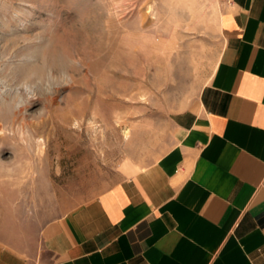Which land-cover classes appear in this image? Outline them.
<instances>
[{"label": "rangeland", "instance_id": "obj_1", "mask_svg": "<svg viewBox=\"0 0 264 264\" xmlns=\"http://www.w3.org/2000/svg\"><path fill=\"white\" fill-rule=\"evenodd\" d=\"M227 1L0 0L3 241L166 148L169 111L212 69Z\"/></svg>", "mask_w": 264, "mask_h": 264}, {"label": "crops", "instance_id": "obj_2", "mask_svg": "<svg viewBox=\"0 0 264 264\" xmlns=\"http://www.w3.org/2000/svg\"><path fill=\"white\" fill-rule=\"evenodd\" d=\"M208 77L152 161L37 227L0 264H264V0H228Z\"/></svg>", "mask_w": 264, "mask_h": 264}, {"label": "bare ground", "instance_id": "obj_3", "mask_svg": "<svg viewBox=\"0 0 264 264\" xmlns=\"http://www.w3.org/2000/svg\"><path fill=\"white\" fill-rule=\"evenodd\" d=\"M1 89V88H0ZM8 92V90H0V100L1 102H6V99H5V94ZM7 95V94H6ZM21 103V99L19 98L18 101H17V106Z\"/></svg>", "mask_w": 264, "mask_h": 264}]
</instances>
